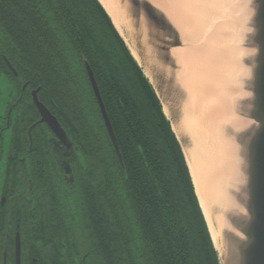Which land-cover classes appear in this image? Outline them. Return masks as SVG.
I'll return each instance as SVG.
<instances>
[{
    "label": "trees",
    "instance_id": "obj_1",
    "mask_svg": "<svg viewBox=\"0 0 264 264\" xmlns=\"http://www.w3.org/2000/svg\"><path fill=\"white\" fill-rule=\"evenodd\" d=\"M0 52L20 71L15 84L28 80L40 88L39 99L77 146L75 184L63 186L62 217L47 220L48 264H219L170 122L97 0H0ZM67 52L77 59L90 91L94 124L77 94ZM85 60L94 70L126 172ZM120 188L138 230L139 256L132 248L137 232L119 212Z\"/></svg>",
    "mask_w": 264,
    "mask_h": 264
},
{
    "label": "water",
    "instance_id": "obj_2",
    "mask_svg": "<svg viewBox=\"0 0 264 264\" xmlns=\"http://www.w3.org/2000/svg\"><path fill=\"white\" fill-rule=\"evenodd\" d=\"M97 1L141 68L160 101L166 119L170 122L171 129L181 147L219 264H264V0H233L242 5V10L237 17L243 21L245 30L241 33V46L246 53L241 59L244 72L237 80L242 92L233 104V115L238 119L239 127L236 130L233 129L230 134L236 147L238 179L230 191L231 206L218 210L220 219L226 223L222 230L220 247L212 235L191 171L188 150L193 148V143L189 138L180 136L176 130V123L181 120L191 93L179 82L181 68L177 62L176 51L202 48L212 35V30L208 28L202 32L200 39L189 40L182 31L180 21L196 14V11L206 6L211 12L209 16L206 15V18L212 20L218 0H111L114 8L121 15L125 34L116 26L103 2ZM191 5L195 6L193 7L195 10L190 8ZM175 10H178L176 13L179 18L174 15ZM205 35L207 39L200 42ZM167 46L170 50L169 55L164 51L167 50ZM6 61L17 74L12 63ZM85 67L116 155L126 172L117 135L94 70L88 60H85ZM146 69L152 79L147 75ZM39 91L40 88L33 91V101L41 113L40 122L47 123L59 141L63 143V148L73 149V152V143L68 133L57 117L39 99ZM53 150L65 171L67 181L73 186L75 177L67 156L55 145ZM215 226L219 228L217 223Z\"/></svg>",
    "mask_w": 264,
    "mask_h": 264
},
{
    "label": "bare ground",
    "instance_id": "obj_3",
    "mask_svg": "<svg viewBox=\"0 0 264 264\" xmlns=\"http://www.w3.org/2000/svg\"><path fill=\"white\" fill-rule=\"evenodd\" d=\"M101 1L124 33L121 15L111 0ZM215 5L212 20L206 18L211 13L207 6L182 20L189 40L200 39L208 28L212 35L202 48L176 51L181 68L179 82L191 91L176 130L193 143L188 150L191 171L212 235L219 244L226 223L218 210L231 206L230 191L238 179L236 147L230 134L239 127L233 104L242 92L237 80L244 72L241 59L246 52L241 46L243 21L237 17L242 5L233 0H218ZM177 11L174 15L179 18ZM146 73L151 78L147 69Z\"/></svg>",
    "mask_w": 264,
    "mask_h": 264
},
{
    "label": "flooded vegetation",
    "instance_id": "obj_4",
    "mask_svg": "<svg viewBox=\"0 0 264 264\" xmlns=\"http://www.w3.org/2000/svg\"><path fill=\"white\" fill-rule=\"evenodd\" d=\"M13 63L0 52V87L9 81L4 92L8 100L0 103V264H48L47 236L52 231L47 220L62 217L63 186H71L53 145L67 156L74 177L78 151L73 142L75 154L63 148L49 125L40 122L33 101L37 88L28 80L15 84L21 74Z\"/></svg>",
    "mask_w": 264,
    "mask_h": 264
},
{
    "label": "rangeland",
    "instance_id": "obj_5",
    "mask_svg": "<svg viewBox=\"0 0 264 264\" xmlns=\"http://www.w3.org/2000/svg\"><path fill=\"white\" fill-rule=\"evenodd\" d=\"M203 1V0H202ZM209 1V0H208ZM186 18V17H185ZM184 18V19H185ZM182 20V19H181ZM181 23V25H182V27H183V29H182V31H183V33H184V35L187 37L188 35H187V33H188V31L185 29V24H183V21H180ZM179 23V22H178ZM187 24V23H186ZM189 29V28H188ZM207 34V33H206ZM62 42H64V44H65V37H64V35L62 34V32H60L59 33V37H58ZM207 39V36L205 35V37L202 39V40H200V42H202V41H205L206 39ZM209 40V39H208ZM207 40V41H208ZM5 42H7V40L5 39ZM187 42H190V41H187ZM67 54H68V57H69V59H70V61H69V64H70V67H69V69H71L76 75H77V78H78V84H79V90H77V87H76V90H77V94H79L80 95V99H81V101H82V103H83V106L85 107V113H86V115H87V117H89V119H90V121H91V123H95V114H94V111H93V105H92V103H91V100H90V98H89V94H88V92L90 93V91H89V89L86 87V85L84 84V82H83V79H82V76H81V74L79 73V70H78V61H77V59H75L74 57H72V53H68L67 52ZM6 55V54H5ZM8 56V55H7ZM14 64V63H13ZM15 68V67H14ZM16 69V68H15ZM7 82H9L7 79H6V81L5 82H3V83H1V87H0V103H4L5 101H7L8 100V98L7 97H5V94H4V92L7 90ZM9 84V83H8ZM3 85V86H2ZM17 85V84H16ZM186 89H187V91H189V88H187L186 87ZM183 90H184V88H183ZM185 91V93L186 94H188V92L186 91V90H184ZM99 106V105H98ZM100 109V108H99ZM101 113V112H100ZM116 179H118V177H116ZM120 186V185H119ZM117 188H118V184H117V186H116ZM119 201H120V203H119V212L123 215V216H125V217H127L128 218V220H129V223H131V228L135 231V232H137V236L136 235H133L132 234V236L134 237V240H133V242H132V248H133V251L135 252V254L137 255V256H139V254H140V250H141V243H140V241H139V235H138V230H136V228H135V226H134V222H133V215H132V209H131V205L128 203V201H127V199H126V196H125V192L120 188L119 189ZM127 201V202H126ZM83 246V245H82ZM80 248H82V247H80ZM140 261V260H139ZM141 262V261H140Z\"/></svg>",
    "mask_w": 264,
    "mask_h": 264
}]
</instances>
